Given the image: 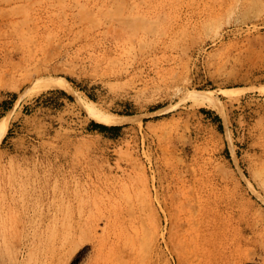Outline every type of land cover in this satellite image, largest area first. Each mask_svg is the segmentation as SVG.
Segmentation results:
<instances>
[{"label":"rangeland","instance_id":"1","mask_svg":"<svg viewBox=\"0 0 264 264\" xmlns=\"http://www.w3.org/2000/svg\"><path fill=\"white\" fill-rule=\"evenodd\" d=\"M44 78L71 89L37 92ZM7 116L0 175L33 179L1 184L0 264H40L52 247L27 233L59 204L61 264H181L159 204L179 174L264 214V0H0Z\"/></svg>","mask_w":264,"mask_h":264},{"label":"bare ground","instance_id":"2","mask_svg":"<svg viewBox=\"0 0 264 264\" xmlns=\"http://www.w3.org/2000/svg\"><path fill=\"white\" fill-rule=\"evenodd\" d=\"M41 79L40 83L39 80L35 81L38 82L35 83V87L39 88L35 89L37 92L52 86L71 89L65 79L44 78L42 83ZM30 89L34 91L33 88ZM29 92L26 94H30ZM188 96L195 98L200 104L223 109L212 92L189 93ZM80 105L93 118L106 124L121 125L136 119L134 116L105 114L93 103L80 101ZM10 120V116L0 120V143L7 135ZM32 179L29 176L0 175V188L1 184H4L6 190L8 186L10 190H14L18 184L27 183ZM42 179L46 180L44 177ZM205 179L199 174H193L190 178L188 175L179 174L174 180L175 186L171 189V195L159 200L167 222L169 239L180 263L183 264V260L188 259L190 264H247L250 261L264 264V214L258 215L254 212V203H242L237 194L225 195L215 190L216 187L212 190L206 185ZM257 180L259 186L264 189V173L259 174ZM251 188L255 193L256 186L252 184ZM260 198L264 202V196ZM28 209L29 207L23 214L29 219ZM61 209L62 204L49 207L41 216L33 218L40 222L37 227L31 226L33 229L28 230V247L34 245L33 250L41 246L46 249L52 247L51 251L48 250L49 254L41 259L40 264H61L67 252V240L58 236L55 231L57 227L51 228V225L56 226L60 222ZM5 211L11 213L14 209L11 206H0V216H4ZM3 231V226H0V233ZM75 240L77 239L73 238L74 242Z\"/></svg>","mask_w":264,"mask_h":264}]
</instances>
